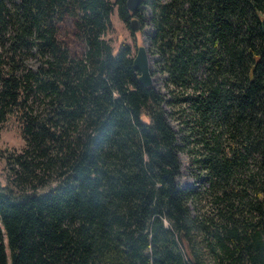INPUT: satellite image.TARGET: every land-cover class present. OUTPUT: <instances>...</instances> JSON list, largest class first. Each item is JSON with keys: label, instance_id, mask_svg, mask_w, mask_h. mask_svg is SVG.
Returning <instances> with one entry per match:
<instances>
[{"label": "trees", "instance_id": "16d2710c", "mask_svg": "<svg viewBox=\"0 0 264 264\" xmlns=\"http://www.w3.org/2000/svg\"><path fill=\"white\" fill-rule=\"evenodd\" d=\"M116 9L131 28L149 13L167 93L106 37ZM13 118L0 264H264V0H0V129ZM184 147L203 189L178 180Z\"/></svg>", "mask_w": 264, "mask_h": 264}, {"label": "rangeland", "instance_id": "374dc122", "mask_svg": "<svg viewBox=\"0 0 264 264\" xmlns=\"http://www.w3.org/2000/svg\"><path fill=\"white\" fill-rule=\"evenodd\" d=\"M146 16V22L144 27H141V23L138 20V29H133L128 26V24L120 17L117 9L112 15L113 24L111 28L107 31L106 37L111 40L114 44L116 50L118 44L121 41H127L132 45L133 53L136 54L139 45H145L147 48L150 67L152 71V85H154L161 92L167 93V88L165 87V74L159 69L156 58L157 53L151 45L150 32L152 30V25ZM59 37L68 45L73 53H81L83 51V44L78 39L75 33V25L71 17H67L59 26ZM28 63L36 66L38 60L35 56H31L28 59ZM167 113L169 112V107L165 104ZM147 119V115H143ZM169 122L178 128L179 124L177 120L168 114ZM26 143L25 138L22 135L21 127L19 125L18 119L13 118L10 122L3 125L0 129V182L2 184L11 185V167L9 161L6 160V154L9 152L20 151ZM188 147L180 149L179 156L181 160L180 174L178 180L184 186H197L201 189L208 185V179L206 174L200 168L198 163L194 160L191 154L187 151ZM192 210L195 211V207L191 204Z\"/></svg>", "mask_w": 264, "mask_h": 264}, {"label": "water", "instance_id": "95a60500", "mask_svg": "<svg viewBox=\"0 0 264 264\" xmlns=\"http://www.w3.org/2000/svg\"><path fill=\"white\" fill-rule=\"evenodd\" d=\"M140 3L141 0H127V5L130 10H135ZM131 25L133 29L139 28L136 17L131 18ZM133 62L135 68H137L140 71L138 76L139 82L145 86L152 85L153 82L152 71L150 67L147 48L145 45L142 44L138 46Z\"/></svg>", "mask_w": 264, "mask_h": 264}]
</instances>
